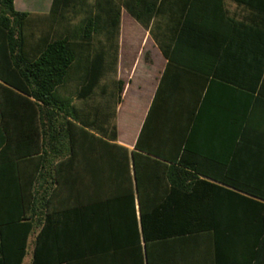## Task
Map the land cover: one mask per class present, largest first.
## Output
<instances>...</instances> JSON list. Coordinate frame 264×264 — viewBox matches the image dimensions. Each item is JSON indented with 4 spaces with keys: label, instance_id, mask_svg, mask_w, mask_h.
Instances as JSON below:
<instances>
[{
    "label": "trees",
    "instance_id": "obj_1",
    "mask_svg": "<svg viewBox=\"0 0 264 264\" xmlns=\"http://www.w3.org/2000/svg\"><path fill=\"white\" fill-rule=\"evenodd\" d=\"M206 2L0 0V264H264V29ZM122 8L175 69L130 149Z\"/></svg>",
    "mask_w": 264,
    "mask_h": 264
},
{
    "label": "crops",
    "instance_id": "obj_2",
    "mask_svg": "<svg viewBox=\"0 0 264 264\" xmlns=\"http://www.w3.org/2000/svg\"><path fill=\"white\" fill-rule=\"evenodd\" d=\"M209 1L207 0L206 4L210 9L213 7V0ZM35 2V6L28 8L24 4V0H13L16 10L29 12L34 15L49 13L53 0H35ZM88 2L94 3L95 0H88ZM222 2L228 14L235 20L245 25L250 24L264 29V11L261 9L252 8L233 0H222ZM179 3L181 4V2ZM202 4L205 6V2H202ZM179 7H177V10ZM96 13L98 14L99 12ZM125 15L129 17L124 18ZM110 42L112 43L113 41L107 40L104 35H98L94 45L95 47H107ZM116 43L118 47L117 78L124 81L122 101L115 108V123L118 131L117 140L118 143L130 149L134 144L163 72L168 70L171 73L175 69L167 66V59L149 35L148 30L123 8L120 12ZM132 82H134L133 87ZM129 90L131 94L126 100ZM204 91L205 87L202 94H204ZM128 108L133 109L134 114L128 122H124L125 120L121 118V111L123 110L124 112ZM29 245L32 251V238L29 239L27 245V254Z\"/></svg>",
    "mask_w": 264,
    "mask_h": 264
},
{
    "label": "rangeland",
    "instance_id": "obj_3",
    "mask_svg": "<svg viewBox=\"0 0 264 264\" xmlns=\"http://www.w3.org/2000/svg\"><path fill=\"white\" fill-rule=\"evenodd\" d=\"M24 2H25L24 4L28 6V8H31V7L35 6V4H36L35 0H24ZM125 17H129V16L128 15H125L124 18ZM102 81L103 80H101L100 82H102ZM133 85H134V82H132V87H133ZM130 94H131V91L129 90V94H127L126 100H127L128 96ZM133 114H134V110L128 108L124 112H123V110L121 111V118H123L125 120L124 122H128L129 119H131V116ZM28 250H29L28 251V254L25 256L22 264H31V262H30V259H31V246L30 245H29V249Z\"/></svg>",
    "mask_w": 264,
    "mask_h": 264
}]
</instances>
